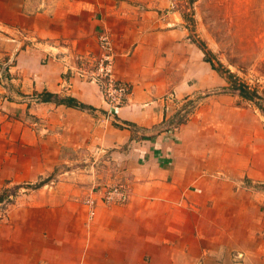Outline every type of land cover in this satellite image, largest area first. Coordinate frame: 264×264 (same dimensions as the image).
<instances>
[{
    "label": "crops",
    "instance_id": "crops-1",
    "mask_svg": "<svg viewBox=\"0 0 264 264\" xmlns=\"http://www.w3.org/2000/svg\"><path fill=\"white\" fill-rule=\"evenodd\" d=\"M164 1L0 0V196L67 151L91 161L79 179L3 197L0 264H264V134L221 93L179 119L178 103L227 83ZM102 32L131 90L116 113L79 76ZM97 161L126 203L98 192Z\"/></svg>",
    "mask_w": 264,
    "mask_h": 264
},
{
    "label": "rangeland",
    "instance_id": "rangeland-1",
    "mask_svg": "<svg viewBox=\"0 0 264 264\" xmlns=\"http://www.w3.org/2000/svg\"><path fill=\"white\" fill-rule=\"evenodd\" d=\"M167 7L163 11H180L183 14L193 40L203 49L206 59L225 76H229V73L233 74L234 83H244L258 95L254 103L232 93V90L225 92L226 87H229L227 84L223 88L213 89L200 95V98L195 97L185 101L186 105L184 102L178 103L176 114L179 115V119L183 118L180 115H184L185 110L186 112L195 110L203 98L221 93L230 99L228 102L232 103L233 109L243 115L241 118L252 126L247 130L256 129L253 128L255 125L259 128L258 136H262L264 134V0H169ZM66 157L67 163L31 186H39L45 182L48 186H54L63 179H79L80 170L85 165H91V161L82 157L81 153L67 151ZM96 166L99 167L101 182L108 183L99 187L98 192L102 191L103 197L111 186H123L127 189L111 165L108 168L104 161H97ZM66 170L70 171L68 175L65 174ZM31 186L27 184L11 187L5 191V200H12L17 195L29 194L32 190Z\"/></svg>",
    "mask_w": 264,
    "mask_h": 264
},
{
    "label": "built area",
    "instance_id": "built-area-1",
    "mask_svg": "<svg viewBox=\"0 0 264 264\" xmlns=\"http://www.w3.org/2000/svg\"><path fill=\"white\" fill-rule=\"evenodd\" d=\"M100 54L97 58L87 60L93 62L87 70L79 71V76L88 82L96 83L100 86L104 100L111 108L112 112H117L123 107L130 95V86L115 77L114 64L115 55L113 42L108 33L102 32L99 35ZM104 200L107 204H122L128 200V191L125 187L111 186L104 193Z\"/></svg>",
    "mask_w": 264,
    "mask_h": 264
},
{
    "label": "trees",
    "instance_id": "trees-1",
    "mask_svg": "<svg viewBox=\"0 0 264 264\" xmlns=\"http://www.w3.org/2000/svg\"><path fill=\"white\" fill-rule=\"evenodd\" d=\"M202 49V48H201ZM203 50V49H202ZM204 52V51H203ZM205 54V53H204ZM205 61L210 63L211 66H212V69L214 71H216L222 78H225V81L227 84H229V87H226V90L225 92H227V90H232V93H236L238 94L240 97H242L243 99H246V100H249V101H252V102H256L255 101V97L257 95L256 91H251L250 88L244 84V83H234V75L233 74H230L229 73V76H225L223 72H220L215 66L214 64H212V62L208 59L205 58ZM258 96V95H257ZM45 99V98H44ZM65 103L67 105H74V106H81L79 104H72L70 102V100L66 99L65 100ZM259 108L262 109V107L259 105ZM263 112H264V109H263ZM42 184H40L39 186H41ZM123 185V184H121ZM39 186H36V188H38ZM3 197H5V193H3L2 196H0V202L1 200L3 199Z\"/></svg>",
    "mask_w": 264,
    "mask_h": 264
}]
</instances>
